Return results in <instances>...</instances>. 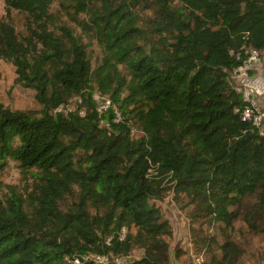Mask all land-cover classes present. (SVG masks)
Listing matches in <instances>:
<instances>
[{
	"label": "trees",
	"instance_id": "obj_1",
	"mask_svg": "<svg viewBox=\"0 0 264 264\" xmlns=\"http://www.w3.org/2000/svg\"><path fill=\"white\" fill-rule=\"evenodd\" d=\"M4 2L38 25L24 35L0 21V60L40 108L0 103V171L15 161L34 179L26 198L0 199V264L88 252L117 264L135 249L130 264H170L173 231L157 203L171 190L190 199L195 222L229 232L222 245L199 232L201 264H238L235 223L264 237V134L236 113L245 102L231 74L249 50L264 54V0ZM55 2L87 16L80 26L103 49L95 68L70 28L47 26ZM95 93L111 99L108 112ZM76 99L75 111L55 113Z\"/></svg>",
	"mask_w": 264,
	"mask_h": 264
},
{
	"label": "rangeland",
	"instance_id": "obj_2",
	"mask_svg": "<svg viewBox=\"0 0 264 264\" xmlns=\"http://www.w3.org/2000/svg\"><path fill=\"white\" fill-rule=\"evenodd\" d=\"M151 3L150 6H153ZM51 18L46 20V24L53 31L58 32L61 26L70 28L79 36L87 48V53L92 59L94 68L98 66L103 57L102 45L93 37H88L80 26L81 21L86 19V15H80L76 19L73 15L55 2L51 8ZM155 11L146 10L141 13V23H148L154 20ZM0 21L9 22L20 34L26 35L30 26L37 27V23L28 19L26 14L17 10H10L4 0H0ZM151 46L159 44V35L151 34L146 40ZM17 73L15 66L4 60H0V103L4 106L16 110H37L40 108L35 99L36 92L26 89L16 83ZM34 185V179L30 172L24 171L17 162L9 161L5 170L0 171V199L6 201L13 196V192L26 198ZM13 190V191H12ZM165 220L170 222L173 236L167 238L170 244L171 262L170 264H201L206 259V252L197 248L196 240L199 232L203 234H213L222 245L225 242V235L228 231L220 229H209L206 223H197L191 218L193 205L190 199L174 190L167 192L164 200L157 203ZM236 232L231 234V238L240 247L241 256L238 264H264V237L249 232L243 220L235 223ZM143 254L142 250L135 249L128 258H122L119 264H130L131 261L139 259Z\"/></svg>",
	"mask_w": 264,
	"mask_h": 264
},
{
	"label": "built area",
	"instance_id": "obj_3",
	"mask_svg": "<svg viewBox=\"0 0 264 264\" xmlns=\"http://www.w3.org/2000/svg\"><path fill=\"white\" fill-rule=\"evenodd\" d=\"M247 59L238 68H235L231 74V80L236 90L242 95L245 105L241 109H237L236 113L241 115L244 122L250 123L257 128L261 134H264V76L256 72L257 65L263 59L264 54L258 50L251 49L248 51ZM238 55V59H240ZM94 101L97 105V110L100 114L106 113L111 109L112 101L109 97L100 93L94 94ZM81 99H76L73 103L67 106L59 107L55 113H69L75 111L78 106L75 103H81ZM116 121H121V114L118 110L115 111ZM126 235L124 230L120 236L123 240ZM121 259L115 262L119 264ZM66 261L69 264H109L111 258L106 255H99L97 253L88 252L82 256L67 257Z\"/></svg>",
	"mask_w": 264,
	"mask_h": 264
},
{
	"label": "crops",
	"instance_id": "obj_4",
	"mask_svg": "<svg viewBox=\"0 0 264 264\" xmlns=\"http://www.w3.org/2000/svg\"><path fill=\"white\" fill-rule=\"evenodd\" d=\"M256 72L262 76H264V56L259 65H257ZM262 105L264 106V100L262 101Z\"/></svg>",
	"mask_w": 264,
	"mask_h": 264
}]
</instances>
